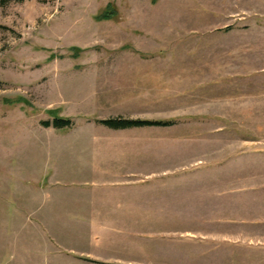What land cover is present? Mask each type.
<instances>
[{
	"label": "rangeland",
	"instance_id": "rangeland-1",
	"mask_svg": "<svg viewBox=\"0 0 264 264\" xmlns=\"http://www.w3.org/2000/svg\"><path fill=\"white\" fill-rule=\"evenodd\" d=\"M0 83L11 231L16 201L55 205L44 184H127L57 190L98 218L44 223L62 245L123 264H264V0L0 4ZM54 114L73 125L46 126ZM111 117L176 123L99 122Z\"/></svg>",
	"mask_w": 264,
	"mask_h": 264
},
{
	"label": "crops",
	"instance_id": "crops-1",
	"mask_svg": "<svg viewBox=\"0 0 264 264\" xmlns=\"http://www.w3.org/2000/svg\"><path fill=\"white\" fill-rule=\"evenodd\" d=\"M146 183L140 182L139 185L144 186ZM48 185V186H47ZM40 187V189H48L52 193L50 196L54 200L55 205L46 208L39 209L38 214L31 213L22 203L18 200L14 204V210L16 218L13 220H18V229L13 231L7 228L9 222L8 217L1 218L0 221V235L5 233H16L18 236V243L16 246L13 244H2L0 245V264H123L111 260H102L98 256L85 253L81 250H76L68 248L57 241L55 236L49 232V228L46 227L44 222L54 221H64L71 222L73 220H95L98 217L91 215L85 211L87 202H78L74 200H66L57 197V190H66L64 188H74L79 191H87L89 194L98 192L102 189L107 188H127L130 185H105L101 183H83L79 185H62L56 186L55 184H47ZM98 202L93 201L91 207L98 209ZM100 211L102 209H99ZM104 212V211H102ZM98 214V212H96ZM95 214V213H94ZM87 215V216H84ZM100 218V217H99ZM131 219V218H130ZM7 221L6 222L4 221ZM33 231L31 230L32 226ZM19 226L23 230L19 229ZM28 227V230L25 227ZM96 236V234H95ZM4 237V236H2ZM21 238V241H20ZM26 238H33L31 241Z\"/></svg>",
	"mask_w": 264,
	"mask_h": 264
},
{
	"label": "trees",
	"instance_id": "trees-1",
	"mask_svg": "<svg viewBox=\"0 0 264 264\" xmlns=\"http://www.w3.org/2000/svg\"><path fill=\"white\" fill-rule=\"evenodd\" d=\"M12 1H23V0H0V4H7ZM115 10L105 9V12L99 15L100 18L111 19L112 15L115 14ZM1 85V83H0ZM20 99V98H18ZM16 101L11 100L10 103H16ZM175 119H137V118H126V117H111L106 119H100L99 122L103 125L112 129H125L132 127H145V126H170L174 125ZM53 124L56 128L71 127L73 121L70 118H63L56 116L54 114L52 121H45L46 126Z\"/></svg>",
	"mask_w": 264,
	"mask_h": 264
}]
</instances>
